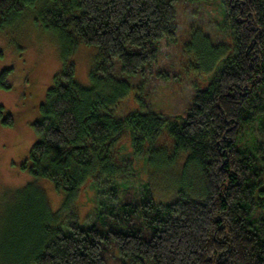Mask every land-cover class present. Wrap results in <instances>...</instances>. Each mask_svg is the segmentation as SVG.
<instances>
[{
  "label": "trees",
  "instance_id": "obj_1",
  "mask_svg": "<svg viewBox=\"0 0 264 264\" xmlns=\"http://www.w3.org/2000/svg\"><path fill=\"white\" fill-rule=\"evenodd\" d=\"M179 1L0 0V32L39 5L40 26L58 36L66 58L31 124L34 143L17 160L65 200L53 213L31 184L16 191L32 199L44 234L20 264H264V0H213L228 42L214 47L226 53L214 52L207 73H217L178 122L147 111L140 97L138 110L116 114L131 95L128 81L142 78L158 43L174 36ZM79 46L97 52L87 87L67 62ZM21 118L14 111L1 125ZM164 134L169 145L157 146ZM147 151L167 156L163 165L187 155L168 204L154 200L151 180L143 191L128 185ZM88 184L98 208L83 219L78 202Z\"/></svg>",
  "mask_w": 264,
  "mask_h": 264
},
{
  "label": "rangeland",
  "instance_id": "obj_2",
  "mask_svg": "<svg viewBox=\"0 0 264 264\" xmlns=\"http://www.w3.org/2000/svg\"><path fill=\"white\" fill-rule=\"evenodd\" d=\"M177 8L174 36L158 43L156 60L142 78L128 81L132 92L119 104L118 116L138 110L135 98L140 97L147 111L178 122L179 116L191 104L195 90H204L217 73V66L207 73L214 63V52L221 58L226 52L217 51L214 46L223 48L222 43L228 42L227 34L218 30L222 20L214 1L187 4L180 0ZM41 9L36 5L25 10L17 21L0 32V108L3 112L0 116V264L29 261L44 238L33 221L36 216L32 199L28 201L27 195L18 196L16 191L31 184L32 193L41 192L48 210L53 213L60 210L65 200L64 194L58 192L51 181L31 178L18 170L19 163L13 167L11 162L26 157L33 145L35 137L31 124L39 120V105L44 102L53 78L63 72L66 64L58 36L40 26ZM196 33L201 35L192 37ZM202 37L211 40L206 42ZM96 53L94 48L79 46L67 59L74 64V79L81 87L90 84L89 75L95 65ZM20 110L22 118L15 124L18 125L3 128V116ZM166 145L169 140L164 134L157 146ZM121 146L124 150L127 139L120 142ZM186 158L187 155H183L174 165H163L167 156L147 151L145 159L136 164L134 180L128 185L140 188L151 180L149 186L154 200L168 204L175 198L176 182L181 180ZM154 169L155 172L150 174ZM189 175L190 172L186 180ZM90 186L88 184L81 191L78 202L82 218L98 208ZM33 199L36 203L35 197ZM91 220L93 218L87 223Z\"/></svg>",
  "mask_w": 264,
  "mask_h": 264
},
{
  "label": "flooded vegetation",
  "instance_id": "obj_3",
  "mask_svg": "<svg viewBox=\"0 0 264 264\" xmlns=\"http://www.w3.org/2000/svg\"><path fill=\"white\" fill-rule=\"evenodd\" d=\"M18 162L20 163V162H21V160H19V159H18ZM18 162H17V161H16V162H15V161H13V163H18Z\"/></svg>",
  "mask_w": 264,
  "mask_h": 264
}]
</instances>
